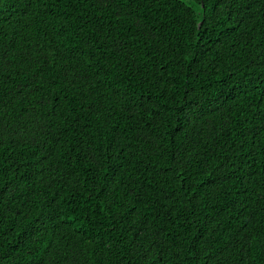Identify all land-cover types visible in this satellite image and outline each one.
Listing matches in <instances>:
<instances>
[{
	"label": "trees",
	"instance_id": "1",
	"mask_svg": "<svg viewBox=\"0 0 264 264\" xmlns=\"http://www.w3.org/2000/svg\"><path fill=\"white\" fill-rule=\"evenodd\" d=\"M0 264H264V0H0Z\"/></svg>",
	"mask_w": 264,
	"mask_h": 264
}]
</instances>
